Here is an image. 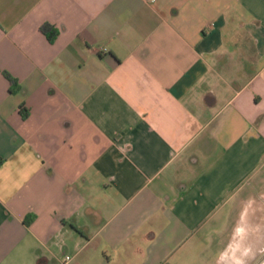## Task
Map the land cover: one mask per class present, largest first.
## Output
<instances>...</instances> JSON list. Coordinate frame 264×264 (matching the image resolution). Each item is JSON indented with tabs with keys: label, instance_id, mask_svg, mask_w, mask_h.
<instances>
[{
	"label": "crops",
	"instance_id": "0c3cea01",
	"mask_svg": "<svg viewBox=\"0 0 264 264\" xmlns=\"http://www.w3.org/2000/svg\"><path fill=\"white\" fill-rule=\"evenodd\" d=\"M261 189L264 0H0V264H208Z\"/></svg>",
	"mask_w": 264,
	"mask_h": 264
},
{
	"label": "rangeland",
	"instance_id": "374dc122",
	"mask_svg": "<svg viewBox=\"0 0 264 264\" xmlns=\"http://www.w3.org/2000/svg\"><path fill=\"white\" fill-rule=\"evenodd\" d=\"M262 191L264 189L260 190V192ZM259 215L251 235L244 237L241 243L231 244L230 246H228L227 239H225L222 244L212 250V253L208 256V264H264V213ZM232 223V218L227 219L225 222L227 227L231 226ZM222 249L227 251L225 257L221 258V261H215V255ZM213 252L215 253L213 254ZM260 259L263 260L259 263Z\"/></svg>",
	"mask_w": 264,
	"mask_h": 264
},
{
	"label": "trees",
	"instance_id": "16d2710c",
	"mask_svg": "<svg viewBox=\"0 0 264 264\" xmlns=\"http://www.w3.org/2000/svg\"><path fill=\"white\" fill-rule=\"evenodd\" d=\"M39 31L47 38L49 43H52L57 36V31L49 24H44L39 28ZM13 84V82L11 81Z\"/></svg>",
	"mask_w": 264,
	"mask_h": 264
},
{
	"label": "built area",
	"instance_id": "2783aa9c",
	"mask_svg": "<svg viewBox=\"0 0 264 264\" xmlns=\"http://www.w3.org/2000/svg\"><path fill=\"white\" fill-rule=\"evenodd\" d=\"M70 260V257H66L65 258V262L69 261ZM65 264V263H64Z\"/></svg>",
	"mask_w": 264,
	"mask_h": 264
},
{
	"label": "flooded vegetation",
	"instance_id": "af4514ba",
	"mask_svg": "<svg viewBox=\"0 0 264 264\" xmlns=\"http://www.w3.org/2000/svg\"><path fill=\"white\" fill-rule=\"evenodd\" d=\"M262 260H263V259H260V260H259V263H260Z\"/></svg>",
	"mask_w": 264,
	"mask_h": 264
}]
</instances>
